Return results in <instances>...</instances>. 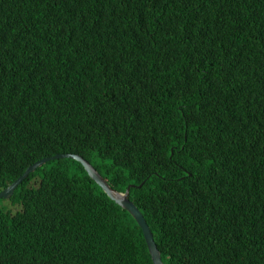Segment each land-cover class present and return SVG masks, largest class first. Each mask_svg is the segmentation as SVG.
Wrapping results in <instances>:
<instances>
[{
    "label": "trees",
    "instance_id": "1",
    "mask_svg": "<svg viewBox=\"0 0 264 264\" xmlns=\"http://www.w3.org/2000/svg\"><path fill=\"white\" fill-rule=\"evenodd\" d=\"M63 152L164 264H264V0H0V190ZM0 203V264H153L74 159Z\"/></svg>",
    "mask_w": 264,
    "mask_h": 264
},
{
    "label": "water",
    "instance_id": "2",
    "mask_svg": "<svg viewBox=\"0 0 264 264\" xmlns=\"http://www.w3.org/2000/svg\"><path fill=\"white\" fill-rule=\"evenodd\" d=\"M60 158H71L80 162V164L87 172L88 176L101 187V189L106 193V195L120 207L127 210L131 214V216L136 220L138 226L142 231L144 240L147 245V249L151 256L152 263L164 264L161 259L160 251L156 245V242L154 241L153 234L143 214L134 204V202L129 199V189L131 185H128L124 191L114 189L86 158L77 153H55L51 156H44L42 158H39L38 160L28 165L15 180H13L2 190H0V198H9L13 194V191L17 187V185L21 183L28 176V174L30 172H33L36 168L40 167L49 160Z\"/></svg>",
    "mask_w": 264,
    "mask_h": 264
},
{
    "label": "rangeland",
    "instance_id": "3",
    "mask_svg": "<svg viewBox=\"0 0 264 264\" xmlns=\"http://www.w3.org/2000/svg\"><path fill=\"white\" fill-rule=\"evenodd\" d=\"M3 204H5L7 207H9L10 209H12L13 211L14 210H18L20 208V205L13 204L11 201H9V199L4 200L3 201Z\"/></svg>",
    "mask_w": 264,
    "mask_h": 264
},
{
    "label": "clouds",
    "instance_id": "4",
    "mask_svg": "<svg viewBox=\"0 0 264 264\" xmlns=\"http://www.w3.org/2000/svg\"><path fill=\"white\" fill-rule=\"evenodd\" d=\"M101 188V187H100ZM115 189V188H114ZM125 190V189H124ZM123 190V191H124ZM104 192V191H103ZM105 193V192H104ZM106 194V193H105ZM130 199V198H129ZM131 200V199H130ZM132 201V200H131ZM135 204V203H134ZM122 208V207H121ZM123 209V208H122ZM139 209V208H138ZM125 210V209H124ZM140 210V209H139ZM127 211V210H126ZM128 212V211H127ZM129 213V212H128ZM142 213V212H141ZM130 214V213H129ZM131 215V214H130ZM132 217V216H131ZM133 218V217H132ZM145 218V217H144ZM134 219V218H133ZM135 220V219H134ZM146 220V219H145ZM136 221V220H135ZM147 222V221H146ZM137 223V222H136ZM148 224V223H147ZM138 225V224H137ZM150 228V227H149Z\"/></svg>",
    "mask_w": 264,
    "mask_h": 264
}]
</instances>
